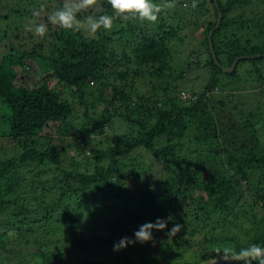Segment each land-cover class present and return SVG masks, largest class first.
Returning a JSON list of instances; mask_svg holds the SVG:
<instances>
[{"label": "trees", "instance_id": "obj_1", "mask_svg": "<svg viewBox=\"0 0 264 264\" xmlns=\"http://www.w3.org/2000/svg\"><path fill=\"white\" fill-rule=\"evenodd\" d=\"M64 3L0 0V264H25V252L40 264H69L107 246L114 264L134 251L158 255L147 264H202L217 245L264 246V104L249 110L240 96L214 95L231 85L221 77L264 94V57L240 61L233 73L215 63L208 40L218 21L214 0L195 7L175 0L171 9L172 0H154L162 9L155 24L117 19L95 35L49 22ZM218 4L219 63L230 68L239 57L264 55V0ZM101 14H112L107 0L78 18ZM40 23L48 28L43 38L35 34ZM190 25L204 29L191 52L210 70L201 92L194 85L187 92L188 70L172 66V45L183 43ZM182 92L195 98L183 100ZM116 117L127 125L124 136L106 132ZM65 140L70 145L59 144ZM169 216L168 228L153 232L155 245L113 251L122 237L135 239L140 225ZM174 223L187 239L183 231L165 235Z\"/></svg>", "mask_w": 264, "mask_h": 264}, {"label": "clouds", "instance_id": "obj_2", "mask_svg": "<svg viewBox=\"0 0 264 264\" xmlns=\"http://www.w3.org/2000/svg\"><path fill=\"white\" fill-rule=\"evenodd\" d=\"M111 6L112 14H101L99 16L89 15L85 22L78 18L79 13L99 6V0H65L63 7L55 9L48 17L49 22L59 28L80 32L81 30L95 35L99 30L110 31L114 21L119 19L129 21L139 19L155 24L159 18L162 9L161 6L154 3V0H107ZM196 6V0H193L192 7ZM169 9L175 7V0L168 5ZM39 15L34 10L32 16L35 18ZM31 31V29H28ZM48 28L45 24L40 23L35 28V34L40 37L47 35ZM88 155L89 152L87 153ZM172 217L159 218L155 222H145L140 225L138 230L134 231L135 239L122 237L119 242L113 246V251H120L129 245L139 242L141 244L152 242L155 245L154 231H165L168 228ZM184 232L183 238L187 239V231L184 225L174 223L170 229L165 232L170 238L176 237L179 233ZM232 258L237 262L243 261L244 264H264V246L252 243L247 247H241L239 250L227 246H215L211 253L205 258L204 264H219L221 259L228 260Z\"/></svg>", "mask_w": 264, "mask_h": 264}, {"label": "rangeland", "instance_id": "obj_3", "mask_svg": "<svg viewBox=\"0 0 264 264\" xmlns=\"http://www.w3.org/2000/svg\"><path fill=\"white\" fill-rule=\"evenodd\" d=\"M194 19V18H193ZM204 35V29H196L194 28L192 25L186 27L185 29H183L182 32V36H183V43L178 42L179 44L176 45H172L173 46V64L172 66L176 69L180 66H183V68L186 70H188L187 76H188V82L190 84H188L187 88H184L185 90H187V92H189L190 88L192 85H194V89L196 92H201L204 84L206 83V78L208 77V75H210V70H203L202 67L200 66V64L198 63V61L194 58L191 57V52L193 50H198L200 49V44L203 41V36ZM182 44V45H181ZM177 47V49H176ZM184 56H188L190 57L189 60H191V62L195 65H193L191 67V69H188L189 67H185L184 66V61H183V57ZM251 64L247 63L241 66L240 68V75L241 76H245L246 72L249 70ZM132 70L135 69L134 65L131 67ZM143 71L147 73V69L143 68ZM223 81L226 82H230V86L227 84L226 90L222 93V91L220 89H216L214 91V95L217 96H223V95H228V94H234L235 98L236 96H240L242 98V100L249 102V110L253 109V107L255 109H257V104L258 102L260 104H264V94H262L261 96L257 93L258 91L254 88L251 87V85L248 83L243 84L240 82H236L234 84L231 83V80L226 78V77H221ZM146 83H148V78L144 77L138 80L137 82V86L136 88H138L139 92H143L145 87H146ZM253 93L256 94L257 96L254 97V95H251L249 93ZM257 102V104H256ZM78 108V113L79 114H83L85 113V108L81 107L79 104L77 105ZM102 106L99 107V109L102 110ZM99 113V110L97 111ZM126 123L125 121L120 118V117H116L113 121V126L111 127L110 131L107 128L106 132L108 133H115L117 136H124L125 134L128 133L127 128H126ZM104 138H98V140L103 141ZM71 142H69L68 140H65V142H59L60 145H70ZM101 145V144H100ZM101 147L105 148L107 147V145L103 142ZM71 150V149H70ZM88 153V152H87ZM148 243V242H147ZM89 250L91 251L93 249V246H88ZM94 250V249H93ZM26 256V261L25 264H40V262L42 261L41 257H31L28 255L27 252L24 253ZM128 255H130V257H127V260L125 262V264H145L147 261V263L150 262V260L156 258L158 255L155 254H151V252H148L146 255V259H143L141 256H135V251L132 253H129ZM83 259H87L92 261H99L100 263L102 262H106L109 264H114L116 262H118V260L114 259L111 256V247H104V248H100L99 250L95 251V252H89L87 255H75L73 257H70V259L68 260L69 264H82V262L84 261ZM164 259V258H163ZM161 259V260H163ZM83 260V261H82ZM146 263V264H147Z\"/></svg>", "mask_w": 264, "mask_h": 264}, {"label": "water", "instance_id": "obj_4", "mask_svg": "<svg viewBox=\"0 0 264 264\" xmlns=\"http://www.w3.org/2000/svg\"><path fill=\"white\" fill-rule=\"evenodd\" d=\"M214 2H215V5H216V7L218 8V11H219V13H218V21H217V24H216V26H215V28H213L212 30H211V32L209 33V37H208V40H209V46H210V50H211V52H212V55H213V58H214V60H215V63L225 72V73H233L234 71H235V69H236V66H237V64L240 62V61H242V60H244V59H247V60H251V59H254V58H257V57H264V55H262V56H245V57H239V58H237L234 62H233V64H232V66L230 67V68H227V67H224V66H222L220 63H219V61H218V59H217V56H216V53H215V51H214V46H213V35H214V33H215V31L217 30V29H219V27H220V25H221V22H222V20H223V14H222V12L220 11V7H219V4H218V0H214ZM234 261H236V260H234V259H232V258H229L228 260H223V259H221L220 261H219V263H223V262H234ZM202 264H204V263H202Z\"/></svg>", "mask_w": 264, "mask_h": 264}, {"label": "built area", "instance_id": "obj_5", "mask_svg": "<svg viewBox=\"0 0 264 264\" xmlns=\"http://www.w3.org/2000/svg\"><path fill=\"white\" fill-rule=\"evenodd\" d=\"M181 98L183 100H192L194 99L195 97L191 96L190 94L186 93V92H182L181 93Z\"/></svg>", "mask_w": 264, "mask_h": 264}]
</instances>
